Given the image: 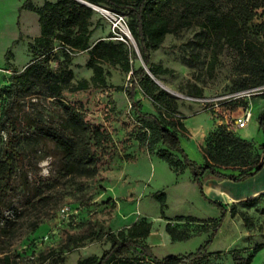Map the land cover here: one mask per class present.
Returning a JSON list of instances; mask_svg holds the SVG:
<instances>
[{
	"label": "rangeland",
	"instance_id": "obj_1",
	"mask_svg": "<svg viewBox=\"0 0 264 264\" xmlns=\"http://www.w3.org/2000/svg\"><path fill=\"white\" fill-rule=\"evenodd\" d=\"M17 1L0 0V87L6 85L10 76L4 72L8 68L6 51L11 48L15 65L28 59V33L21 25L26 15L20 13L26 0H19L21 4L15 8ZM94 11L90 44L95 40V31H100L99 40L108 41L110 34L109 23ZM196 32L197 28L191 27L178 35H167L162 45L151 52L152 63L166 70L154 81L175 99L182 123L190 124L188 130L179 131L181 148L188 157H197L205 163L207 143L225 129L243 139L247 133L249 137L245 140L251 144V155L260 158L264 154L260 147L264 144V133L258 121L264 114V85L257 87L261 89L249 100H215L255 88L247 87L254 77L245 73L246 61L235 51L225 47L213 56L209 48L195 46L192 41ZM133 42L134 45L124 43L131 52L130 60L135 67L143 66L134 39ZM62 54L58 50L51 59L54 72L67 67L74 73L73 82L90 79L87 51L72 54L68 65ZM103 68L108 74L105 86L62 92L63 99L102 134L100 144L92 149L97 158L96 177H69L63 171L62 154L52 141L25 138L21 142V161L14 165L6 190L0 195V258L8 255L11 264H76L78 259L99 255L108 247L105 238L108 231L147 218L152 222L154 236L161 235L146 240L154 256L186 255L206 243L210 229L221 219L208 245L211 254L199 264H235V255L248 256L257 246L261 248L250 264H264V217L247 219L245 214L234 217L230 208L222 216V208L226 206L220 208L214 204L217 201L201 195L198 189L193 193L186 186H176V182L186 180L189 170L177 174L157 156L165 148L156 141V129L139 122L131 109L125 92L129 87L128 74L107 63ZM190 95L212 101H189ZM136 100L142 110L157 114L140 90ZM4 102L1 98L0 117ZM32 104L43 113V124L57 126L62 115L57 100L44 89H38L25 102L24 111L29 116L34 113ZM245 109L251 111V119L245 129H240L234 121ZM0 136V141L5 139V134ZM220 169L227 174L236 170ZM159 192L166 196L163 214L154 197ZM178 217L196 221H177ZM165 220L189 239L170 241ZM210 220L214 222L208 223Z\"/></svg>",
	"mask_w": 264,
	"mask_h": 264
},
{
	"label": "trees",
	"instance_id": "obj_2",
	"mask_svg": "<svg viewBox=\"0 0 264 264\" xmlns=\"http://www.w3.org/2000/svg\"><path fill=\"white\" fill-rule=\"evenodd\" d=\"M83 1L87 4L78 0H45L42 6L36 7L31 0H26L20 8L38 15L40 36L29 44L31 61L21 71L13 69L6 85L0 87V99L5 100L0 117V134H5V139L0 141V195L6 190V181L10 179L14 165L21 161V142L25 138L52 141L56 150L62 154L63 171L69 177H96L97 158L92 149L100 144L102 134L98 128L91 127L85 121L78 109L63 99L62 92L105 86L108 75L103 68L105 63L119 67L128 74L129 87L125 92L131 109L139 122L150 124L156 129V141L165 148L157 156L165 160L177 174L188 169L191 180L197 185L201 195L205 196L202 178L206 173L242 182L264 167V154L260 158L253 157L250 142L225 129L214 134L207 143L208 158L205 163L191 160L181 148L179 131L185 128L176 101L154 81L159 75L165 74L166 70L151 61V52L162 45L167 35H178L188 28L196 27L195 40L192 41L195 46L209 48L213 56L225 47L235 51L246 61L245 73L254 77L247 87L264 85V0ZM91 6L126 16L127 26L146 68L135 67L130 60L131 52L123 42L111 39V34L108 41L100 39L90 44L95 13ZM58 50L63 53L65 65L70 63L72 54L87 51L89 60L86 67L92 72L90 79L73 82L74 73L67 67L54 72L50 63ZM11 58L9 48L5 53V62L10 68ZM38 89H44L49 97L60 104L62 115L57 126L43 124V113L37 111L35 104H32V116L24 111L26 100ZM138 90L152 102L157 114L142 110L141 103L136 100ZM258 124L264 133V114L260 116ZM260 147L264 151V144ZM221 167L236 170L235 173L227 174L221 172ZM154 197L159 201L163 214L166 208L165 193H156ZM214 204L220 208L222 206L218 202ZM225 211L222 208V216ZM176 220L196 221L185 217H178ZM220 221L221 219L216 221L210 229L208 240L196 252L158 258L146 243L152 222L141 219L116 231H108L105 235L108 247L99 255L78 259L76 264H199L211 254L208 245L219 228ZM213 222L210 220L208 223ZM166 231L172 241L189 239L170 223L166 224ZM14 233L15 230L12 235ZM260 248L261 246L255 247L248 256L235 255V264H250L253 255ZM0 264H11L10 257H1Z\"/></svg>",
	"mask_w": 264,
	"mask_h": 264
},
{
	"label": "crops",
	"instance_id": "obj_3",
	"mask_svg": "<svg viewBox=\"0 0 264 264\" xmlns=\"http://www.w3.org/2000/svg\"><path fill=\"white\" fill-rule=\"evenodd\" d=\"M44 1L45 0H34L32 1V3L34 6L40 7L43 5ZM49 1L55 2L57 0H49ZM15 4L16 5L14 7L16 8L17 6H20L21 3L19 1L18 3ZM20 13L21 15L23 13L26 15L24 16L25 22L21 23V25H23L26 28V33H28L26 34L28 40V49H27L28 59L22 62L20 65H15L14 56H13L11 58L12 67L11 68L8 67L4 69V72L9 74L12 73L13 69L21 71L27 66V64L31 61V51L29 49V44L33 42L34 38L40 36V25H39L38 15L35 12L26 9H22ZM99 32L95 31L96 33L94 38L95 40L93 42L99 40V38L97 39V37H99L98 35H100ZM183 125L186 130L189 129L188 128V125L190 126L189 123L183 121ZM246 127L240 129H245ZM244 137H245L244 139H248L249 135L245 133ZM189 158H191V160H194L198 163H201V161L197 157L190 156ZM184 170L186 171V169ZM202 183H203L204 194L207 197L211 198L212 200L219 202L222 206H226L225 208L226 211L229 210L230 208L232 210V214L234 217L239 216L241 214H245L246 216L244 218L247 219H254V217L258 215L264 217V167H262L255 175L248 178L244 182H240V183L233 182L231 180L217 178L206 173L202 178ZM175 185L176 186L181 185L180 187L186 186L188 189L193 191V193L198 189L197 185L191 180L190 174L187 175L186 180H182L181 182H176ZM170 222L171 221L165 220L164 224L166 225L167 223ZM131 224H128L126 226H129ZM159 236L161 237V235L154 236V232L151 229V232L146 240L148 241V239L149 240L154 239ZM162 239H164V237ZM169 240L172 241L170 237Z\"/></svg>",
	"mask_w": 264,
	"mask_h": 264
},
{
	"label": "built area",
	"instance_id": "obj_4",
	"mask_svg": "<svg viewBox=\"0 0 264 264\" xmlns=\"http://www.w3.org/2000/svg\"><path fill=\"white\" fill-rule=\"evenodd\" d=\"M94 10L99 12L101 16L109 23L110 25V34L111 39L123 42L125 44H128V42H133V37L129 31V28L127 26V18L123 14L112 12L108 9L98 7V6H91ZM261 88H250L241 90L238 92H234L232 94H228L225 96H221L219 98H216L215 100H223V101H234V100H249L251 96L257 93ZM189 101L198 102L202 101L203 103L211 102L212 100L209 99H203L198 100L197 98L189 97ZM251 119V111L249 109H245L240 116L235 118V125L237 128H244L247 126L248 122Z\"/></svg>",
	"mask_w": 264,
	"mask_h": 264
},
{
	"label": "water",
	"instance_id": "obj_5",
	"mask_svg": "<svg viewBox=\"0 0 264 264\" xmlns=\"http://www.w3.org/2000/svg\"><path fill=\"white\" fill-rule=\"evenodd\" d=\"M79 2L83 3V4H87L85 1L83 0H78ZM144 66V65H143ZM145 67V66H144ZM146 68V67H145ZM147 70V69H146ZM148 72V70H147ZM148 74L150 75V73L148 72ZM151 76V75H150ZM154 79V78H153ZM158 84V82H156ZM159 86H161L160 84H158ZM162 87V86H161ZM164 89V88H163Z\"/></svg>",
	"mask_w": 264,
	"mask_h": 264
}]
</instances>
